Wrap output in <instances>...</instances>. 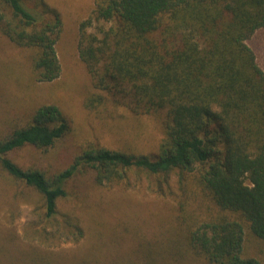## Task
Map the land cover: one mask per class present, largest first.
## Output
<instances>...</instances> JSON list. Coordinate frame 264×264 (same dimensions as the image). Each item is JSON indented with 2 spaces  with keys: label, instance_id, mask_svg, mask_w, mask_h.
I'll return each mask as SVG.
<instances>
[{
  "label": "trees",
  "instance_id": "obj_1",
  "mask_svg": "<svg viewBox=\"0 0 264 264\" xmlns=\"http://www.w3.org/2000/svg\"><path fill=\"white\" fill-rule=\"evenodd\" d=\"M262 29L264 0H95L78 27L79 60L115 104L164 113L158 151L135 156L86 145L56 173L22 168L10 153L47 151L70 131L59 108L44 105L30 123L0 136V168L37 196L42 226L78 236L76 221L58 219L74 180L112 187L128 185L132 174L175 176L181 193L200 195L210 211L189 232L194 254L207 264H260L243 256V237L248 230L264 241V70L249 45ZM60 30V14L43 0H0V32L31 51L36 82L60 75Z\"/></svg>",
  "mask_w": 264,
  "mask_h": 264
},
{
  "label": "rangeland",
  "instance_id": "obj_2",
  "mask_svg": "<svg viewBox=\"0 0 264 264\" xmlns=\"http://www.w3.org/2000/svg\"><path fill=\"white\" fill-rule=\"evenodd\" d=\"M43 1L61 18L55 46L60 75L51 83L36 82L31 51L0 32V136L30 123L44 105L58 107L70 131L52 149L26 147L8 158L22 168L53 174L68 167L86 145L154 155L164 138V113L143 115L115 104L93 87L79 60L78 27L95 0ZM249 45L264 70V29ZM97 97L102 105L91 107L90 99ZM160 178L132 174L128 185L112 187L98 186L91 178L74 180L58 204V219L65 215L76 221L78 236L73 229L42 226L37 196L14 185L0 168V264H207L194 254L188 235L210 211L200 195H183L175 176L167 182ZM38 226L48 228L43 237ZM243 256L264 264V241L248 230Z\"/></svg>",
  "mask_w": 264,
  "mask_h": 264
}]
</instances>
